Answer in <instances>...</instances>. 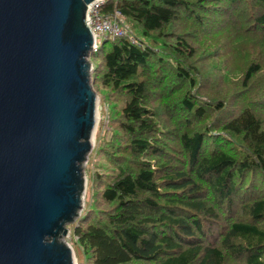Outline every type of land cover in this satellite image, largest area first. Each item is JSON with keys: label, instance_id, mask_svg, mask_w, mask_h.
I'll use <instances>...</instances> for the list:
<instances>
[{"label": "trees", "instance_id": "1", "mask_svg": "<svg viewBox=\"0 0 264 264\" xmlns=\"http://www.w3.org/2000/svg\"><path fill=\"white\" fill-rule=\"evenodd\" d=\"M114 11L141 47L91 56L111 138L71 227L80 264H264V0L100 9Z\"/></svg>", "mask_w": 264, "mask_h": 264}, {"label": "water", "instance_id": "2", "mask_svg": "<svg viewBox=\"0 0 264 264\" xmlns=\"http://www.w3.org/2000/svg\"><path fill=\"white\" fill-rule=\"evenodd\" d=\"M102 0H0V264H76L98 95L87 12Z\"/></svg>", "mask_w": 264, "mask_h": 264}, {"label": "built area", "instance_id": "3", "mask_svg": "<svg viewBox=\"0 0 264 264\" xmlns=\"http://www.w3.org/2000/svg\"><path fill=\"white\" fill-rule=\"evenodd\" d=\"M110 1L117 0H102L95 4L87 12V25L94 36L93 53H97L99 48L105 41L114 38H127L133 45L141 47L140 42L132 35L119 11H114L109 15H102L100 9Z\"/></svg>", "mask_w": 264, "mask_h": 264}, {"label": "rangeland", "instance_id": "4", "mask_svg": "<svg viewBox=\"0 0 264 264\" xmlns=\"http://www.w3.org/2000/svg\"><path fill=\"white\" fill-rule=\"evenodd\" d=\"M126 26H127V24H126ZM221 34L222 33H219V34L216 33V35L205 36L204 37L205 39L203 38L202 40L210 41V39H212V38H218L219 35L222 36ZM198 46L200 47L201 44H199ZM222 46L225 48V50H229L231 52H233V50L235 49V47L232 46V43H230L229 41L225 42ZM200 50L203 51V49H201V48H200ZM91 62L97 63V60L93 59ZM214 84L215 83H213L212 81H208L207 83H205L206 87H209L210 90H212V91H214V88L212 89ZM209 93H211V91ZM211 94H213V93H211ZM97 95H98V99H99V101H98V103H99L98 104V124H97L96 132L94 135V149H93V151H95V149L97 148V146H99L100 142L103 141V139L109 140L111 138L110 137L111 136V128H108L109 118H108V114H107V106L105 104L104 99L101 96V95H103V91L101 90L100 94H97ZM104 131H106V132L108 131L105 136L103 135ZM93 151H92V153H93ZM91 154H90V156H91ZM90 156H89V159H88L86 167H85V175H86V179H87V188H86L83 211L85 210V207L88 203L87 201L89 199V192L91 189L90 180H91V176H92V170H91V165H90ZM72 226L73 225L68 227V236L66 237V241L73 250V254H74L76 264H80V262H81L80 259L82 256H81V252H80L79 248H77V246L74 243V239L72 236V229H71Z\"/></svg>", "mask_w": 264, "mask_h": 264}]
</instances>
